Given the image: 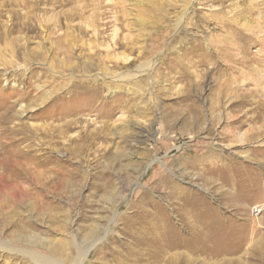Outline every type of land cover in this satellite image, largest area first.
<instances>
[{"label":"rangeland","instance_id":"374dc122","mask_svg":"<svg viewBox=\"0 0 264 264\" xmlns=\"http://www.w3.org/2000/svg\"><path fill=\"white\" fill-rule=\"evenodd\" d=\"M35 255L264 264V0H0V264Z\"/></svg>","mask_w":264,"mask_h":264},{"label":"bare ground","instance_id":"6f19581e","mask_svg":"<svg viewBox=\"0 0 264 264\" xmlns=\"http://www.w3.org/2000/svg\"><path fill=\"white\" fill-rule=\"evenodd\" d=\"M262 31V30H261ZM38 264H62L58 262L57 260H53L48 257H42V256H33L32 257ZM168 264H176L177 263V258L174 259V257L168 258ZM186 264H192V261H186Z\"/></svg>","mask_w":264,"mask_h":264}]
</instances>
